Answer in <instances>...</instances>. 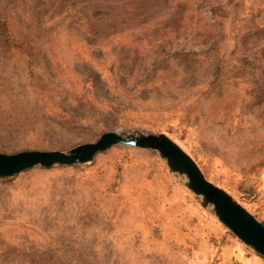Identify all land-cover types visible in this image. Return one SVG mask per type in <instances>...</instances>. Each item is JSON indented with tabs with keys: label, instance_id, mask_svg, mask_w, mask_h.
Listing matches in <instances>:
<instances>
[{
	"label": "rangeland",
	"instance_id": "obj_1",
	"mask_svg": "<svg viewBox=\"0 0 264 264\" xmlns=\"http://www.w3.org/2000/svg\"><path fill=\"white\" fill-rule=\"evenodd\" d=\"M161 132L264 224V0H0V153ZM264 257L150 149L0 176V264Z\"/></svg>",
	"mask_w": 264,
	"mask_h": 264
},
{
	"label": "water",
	"instance_id": "obj_2",
	"mask_svg": "<svg viewBox=\"0 0 264 264\" xmlns=\"http://www.w3.org/2000/svg\"><path fill=\"white\" fill-rule=\"evenodd\" d=\"M114 144L146 148L165 161L183 184L243 243L264 257V225L224 189L209 181L194 160L170 137L161 132L106 131L92 142L61 150H23L0 153V176H8L31 166L78 164L92 159Z\"/></svg>",
	"mask_w": 264,
	"mask_h": 264
},
{
	"label": "crops",
	"instance_id": "obj_3",
	"mask_svg": "<svg viewBox=\"0 0 264 264\" xmlns=\"http://www.w3.org/2000/svg\"><path fill=\"white\" fill-rule=\"evenodd\" d=\"M241 264H264L259 257H241Z\"/></svg>",
	"mask_w": 264,
	"mask_h": 264
},
{
	"label": "built area",
	"instance_id": "obj_4",
	"mask_svg": "<svg viewBox=\"0 0 264 264\" xmlns=\"http://www.w3.org/2000/svg\"><path fill=\"white\" fill-rule=\"evenodd\" d=\"M230 264H241L239 261H233Z\"/></svg>",
	"mask_w": 264,
	"mask_h": 264
},
{
	"label": "trees",
	"instance_id": "obj_5",
	"mask_svg": "<svg viewBox=\"0 0 264 264\" xmlns=\"http://www.w3.org/2000/svg\"><path fill=\"white\" fill-rule=\"evenodd\" d=\"M263 224V223H262ZM264 225V224H263Z\"/></svg>",
	"mask_w": 264,
	"mask_h": 264
}]
</instances>
